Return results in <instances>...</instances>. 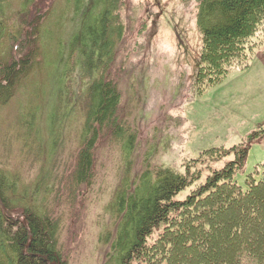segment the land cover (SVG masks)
Wrapping results in <instances>:
<instances>
[{
    "label": "trees",
    "instance_id": "trees-1",
    "mask_svg": "<svg viewBox=\"0 0 264 264\" xmlns=\"http://www.w3.org/2000/svg\"><path fill=\"white\" fill-rule=\"evenodd\" d=\"M9 1L0 0V264L75 263L72 244L82 236L80 214L105 143L124 164L112 204L123 220L118 264H264V180L246 181L245 191L234 181L249 145L205 151L211 160L233 151L234 160L180 200L199 171L130 169L136 131L114 74L123 0H63L56 21L53 0H25L13 37L5 30ZM179 1L195 4L201 34L196 93L247 69L264 49V0ZM44 25L50 34L42 35ZM48 64L41 101L38 70ZM17 96L16 114L5 116ZM259 137L264 128L248 141Z\"/></svg>",
    "mask_w": 264,
    "mask_h": 264
},
{
    "label": "rangeland",
    "instance_id": "rangeland-1",
    "mask_svg": "<svg viewBox=\"0 0 264 264\" xmlns=\"http://www.w3.org/2000/svg\"><path fill=\"white\" fill-rule=\"evenodd\" d=\"M24 1L10 0L5 8L6 35L18 33ZM123 2L124 34L117 46L114 74L122 113L136 131L130 169L143 172L167 166L181 173L199 171L200 179L176 197L180 200L213 171L234 160L233 151L220 160L209 159L205 151L249 145L243 169L235 173L234 181L245 191L246 181L264 180V137L248 141L264 128V49L256 51L247 69L232 72L221 84L198 94L192 86L201 45L195 4L179 0ZM51 5L56 21L66 10L64 1L53 0ZM46 29L44 25L42 35L49 33L50 28ZM6 45V41L2 43L3 48ZM45 47L42 45L41 52ZM45 66L38 70L41 101L49 93L47 71L51 67ZM35 77L36 72L29 80ZM26 97L27 93L21 94L19 103H25ZM17 104L18 96L10 109L2 110L4 115L16 114ZM98 148L96 188L82 207L80 217H86L82 236L72 244L74 264H118L122 254L123 220L116 218L112 204L124 164L117 149L110 153L106 143ZM191 163L194 165L187 168Z\"/></svg>",
    "mask_w": 264,
    "mask_h": 264
}]
</instances>
